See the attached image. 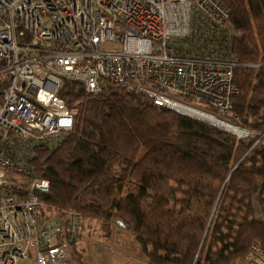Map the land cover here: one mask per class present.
Here are the masks:
<instances>
[{
    "label": "trees",
    "instance_id": "trees-1",
    "mask_svg": "<svg viewBox=\"0 0 264 264\" xmlns=\"http://www.w3.org/2000/svg\"><path fill=\"white\" fill-rule=\"evenodd\" d=\"M217 2L229 12L221 48L236 64L237 94L223 119L247 137L129 88L106 84L89 95L63 81L72 129L37 157L47 213L122 224L147 264H239L264 245V0Z\"/></svg>",
    "mask_w": 264,
    "mask_h": 264
},
{
    "label": "built area",
    "instance_id": "built-area-1",
    "mask_svg": "<svg viewBox=\"0 0 264 264\" xmlns=\"http://www.w3.org/2000/svg\"><path fill=\"white\" fill-rule=\"evenodd\" d=\"M228 19L217 0H0V264H72L82 217L47 213L49 183L35 174L39 153L73 126L62 82L89 95L129 88L234 126L223 119L237 94L236 64L221 48ZM239 264H264V245Z\"/></svg>",
    "mask_w": 264,
    "mask_h": 264
},
{
    "label": "rangeland",
    "instance_id": "rangeland-1",
    "mask_svg": "<svg viewBox=\"0 0 264 264\" xmlns=\"http://www.w3.org/2000/svg\"><path fill=\"white\" fill-rule=\"evenodd\" d=\"M122 229V231H120ZM134 238L123 227L112 225L105 228L100 222L88 219L74 247L70 248L72 264H137L134 258L142 257ZM75 260L79 262L76 263Z\"/></svg>",
    "mask_w": 264,
    "mask_h": 264
},
{
    "label": "bare ground",
    "instance_id": "bare-ground-1",
    "mask_svg": "<svg viewBox=\"0 0 264 264\" xmlns=\"http://www.w3.org/2000/svg\"><path fill=\"white\" fill-rule=\"evenodd\" d=\"M206 122L209 124H212L214 126H217L221 129H224L225 131L232 132L235 135H242L243 134L242 130L239 128H236L235 126H229V125H226L224 123L216 122V121H206Z\"/></svg>",
    "mask_w": 264,
    "mask_h": 264
},
{
    "label": "crops",
    "instance_id": "crops-1",
    "mask_svg": "<svg viewBox=\"0 0 264 264\" xmlns=\"http://www.w3.org/2000/svg\"><path fill=\"white\" fill-rule=\"evenodd\" d=\"M120 231H122V229H120ZM133 239V243L135 244V245H137L138 246V248H139V252L143 255V258L144 259H142V257H137V258H134V260L136 261V263L137 264H147V261H146V258H145V256H144V254H143V252H142V248H141V246L139 245V243L135 240V238H132Z\"/></svg>",
    "mask_w": 264,
    "mask_h": 264
},
{
    "label": "water",
    "instance_id": "water-1",
    "mask_svg": "<svg viewBox=\"0 0 264 264\" xmlns=\"http://www.w3.org/2000/svg\"><path fill=\"white\" fill-rule=\"evenodd\" d=\"M198 121H200V120H198ZM200 122L205 123V124L210 125V126H213V127L217 128V129H220V130H222V131H225L224 129H221V128H219V127H217V126H214V125H212V124H209V123H207V122H203V121H200ZM241 130H242V132H246V131L243 130V129H241ZM225 132H227V133H229V134H232V135H235L234 133L229 132V131H225ZM235 136H238V135H235ZM238 137H239V136H238ZM118 225L121 226V227H123L122 224H120V223H118Z\"/></svg>",
    "mask_w": 264,
    "mask_h": 264
}]
</instances>
